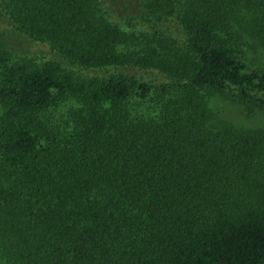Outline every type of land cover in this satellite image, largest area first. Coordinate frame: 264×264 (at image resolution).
Instances as JSON below:
<instances>
[{
  "label": "trees",
  "instance_id": "trees-1",
  "mask_svg": "<svg viewBox=\"0 0 264 264\" xmlns=\"http://www.w3.org/2000/svg\"><path fill=\"white\" fill-rule=\"evenodd\" d=\"M102 6L0 0V259L264 264V125L210 107L264 118V67L237 55L264 49V0H145L181 40L139 39ZM9 35L56 58L13 53Z\"/></svg>",
  "mask_w": 264,
  "mask_h": 264
},
{
  "label": "rangeland",
  "instance_id": "rangeland-1",
  "mask_svg": "<svg viewBox=\"0 0 264 264\" xmlns=\"http://www.w3.org/2000/svg\"><path fill=\"white\" fill-rule=\"evenodd\" d=\"M103 3L102 9L108 20L123 29L126 32H132L139 39H144V35L155 36L164 35L173 40H181L180 33L175 22H157L153 23L149 18L151 16L143 7L145 0H101ZM0 22H5V18H1ZM6 42L13 53L27 54L34 56L47 55L50 50L45 45L32 46L24 38L9 35ZM238 47V57L244 63L245 67H264V49L253 47L250 42L245 40L240 42ZM47 58H56L55 55L49 54ZM137 75L144 76L148 71L135 69ZM210 107L219 116V121H225L232 125L235 129H247L264 125V118L259 115L246 117L240 105L233 103L230 99L224 96H211ZM152 98L139 101L134 98L133 102L139 103V108L134 111L135 115H144L146 117H154L158 113V107L152 102ZM133 112V111H132ZM215 124H219L218 121ZM0 264H5L0 259Z\"/></svg>",
  "mask_w": 264,
  "mask_h": 264
}]
</instances>
